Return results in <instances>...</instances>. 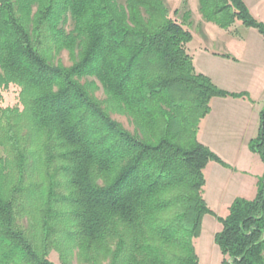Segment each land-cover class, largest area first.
<instances>
[{"label": "trees", "instance_id": "obj_1", "mask_svg": "<svg viewBox=\"0 0 264 264\" xmlns=\"http://www.w3.org/2000/svg\"><path fill=\"white\" fill-rule=\"evenodd\" d=\"M198 12L264 38L243 0ZM189 15L177 22L166 0H0V93L18 87L23 107L0 108V264H54L63 239L87 264H200L206 215L220 264H264V174L224 217L203 197L206 166L223 162L200 123L212 99L249 98L195 71ZM62 51L70 66L53 63ZM249 150L264 164V105Z\"/></svg>", "mask_w": 264, "mask_h": 264}, {"label": "rangeland", "instance_id": "obj_2", "mask_svg": "<svg viewBox=\"0 0 264 264\" xmlns=\"http://www.w3.org/2000/svg\"><path fill=\"white\" fill-rule=\"evenodd\" d=\"M243 1L252 16L264 25V0ZM166 5L169 9L170 16L179 23L183 22L185 12H190L189 20L185 21L186 28L190 30L193 35V40L190 44V51L197 46L201 34H206L208 35L207 46L210 44L208 48H214L213 50L215 51L224 48L225 50H228L232 56L238 58L233 59V61L238 64L229 69L231 75L227 79H224L222 76L220 77L222 79V84L227 89L237 90L239 88H246L250 89L254 94L259 92L264 94V38L257 32V30L246 28L240 22H236L233 27L223 30L213 23L202 20L198 12V0H166ZM211 31H216V43L214 47L211 45L214 44V41L209 34ZM218 37L224 42H219L220 40H218ZM52 56L53 63L55 64L60 63L64 66L71 65L66 51L60 53L52 52ZM207 58H205V60H198V64L209 73L214 74L216 78V59ZM229 58L231 59V57ZM218 68L225 70L227 67L222 68L221 66H218ZM91 80L93 79H89V81ZM95 83L96 89H94L93 93L95 97L103 103V107H106L104 104L106 97L101 85L98 82ZM239 83H242L243 86L240 87ZM220 89L229 92L224 88ZM19 91V88L13 85L9 86L6 90H2L0 93V108L18 107L20 111L23 110L20 103ZM246 94L248 95V93ZM248 98L250 100L249 95ZM110 115L113 120L120 123L126 130L131 133L134 132V127L128 118L113 112H110ZM207 173L205 174L207 175ZM205 179L207 180L206 176ZM214 185L215 184L211 180L208 182L207 187H205L204 198L206 199L209 208L211 207V210L213 209L215 213L217 212L220 216H224L226 210L218 206L219 201H216V196L214 194L216 189L214 188ZM219 226L216 218L210 215H206L202 221L200 235L195 242L196 253L198 257H200L201 264L219 263L221 255L219 248L214 243V235ZM56 237L59 241H62V237L58 233H56ZM66 247L68 246L65 245L64 239L62 242H58L57 248L50 252L48 259L54 264H62L64 261L69 264H87L79 258L77 249L66 251Z\"/></svg>", "mask_w": 264, "mask_h": 264}, {"label": "crops", "instance_id": "obj_3", "mask_svg": "<svg viewBox=\"0 0 264 264\" xmlns=\"http://www.w3.org/2000/svg\"><path fill=\"white\" fill-rule=\"evenodd\" d=\"M209 34L214 41V44H211L214 47L216 31H211ZM200 37L197 46L191 50L195 71L208 76L217 87L224 88L231 93L246 92L250 96V100L238 98L212 99L210 112L201 121L197 133L198 141L215 153L223 162V165L210 162L206 166L204 176H206L207 180L205 179L203 197L205 196V187L211 180L215 184L214 188L216 191L214 194L216 201H219L218 206L226 210L225 216L231 203L236 198L254 199L258 180L264 174V164L260 157L249 150V142L256 137L258 132L259 113L264 105V94L261 92L254 94L250 89L246 88L227 89L222 84L220 77L227 79L231 75L229 69L238 64L233 59L238 58L232 56L224 48L217 51L213 50L214 48H208L210 45L208 44L207 46L208 35L201 34ZM218 40H220L219 42H224L220 37H218ZM223 55H227L231 59L224 58ZM205 58L216 59V78L214 74L209 73L198 64V60H205ZM218 66L227 67L228 69L221 70ZM239 84L240 87L243 86L242 83ZM212 211L215 215L224 217L217 214V212L215 213L213 209ZM220 229L221 227L219 226L215 234ZM198 258L201 264L200 257ZM221 259L222 257L220 256L218 264H220Z\"/></svg>", "mask_w": 264, "mask_h": 264}]
</instances>
